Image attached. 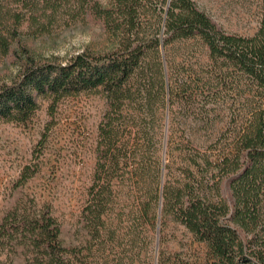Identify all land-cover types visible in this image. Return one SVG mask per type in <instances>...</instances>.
I'll return each mask as SVG.
<instances>
[{
    "label": "trees",
    "instance_id": "trees-1",
    "mask_svg": "<svg viewBox=\"0 0 264 264\" xmlns=\"http://www.w3.org/2000/svg\"><path fill=\"white\" fill-rule=\"evenodd\" d=\"M61 13L97 24L103 40L66 61L37 55L19 30L33 21L42 32L40 20ZM177 42L198 45L196 64L184 55L169 68L165 50ZM0 56L15 66L0 82V121L31 124L41 100L52 122L67 99L94 94L104 105L81 150L93 163L74 239L53 200L22 197L0 218V264H138L142 247L141 264H168L153 234L167 219L206 249L181 264H264V0L252 34L226 30L194 0H0ZM183 110L224 124L214 147L183 136L179 119L167 138L166 121ZM173 145L177 176L163 156Z\"/></svg>",
    "mask_w": 264,
    "mask_h": 264
},
{
    "label": "rangeland",
    "instance_id": "rangeland-1",
    "mask_svg": "<svg viewBox=\"0 0 264 264\" xmlns=\"http://www.w3.org/2000/svg\"><path fill=\"white\" fill-rule=\"evenodd\" d=\"M194 1L228 31L252 34L258 27L259 0ZM40 21L46 24V29L42 32L38 31V26L33 21H26L19 30L22 40L27 42L37 55L66 61L87 46L103 40L97 24L85 23L80 19L72 20L66 13H61L52 22ZM187 46H192L194 51L187 52ZM197 51L198 45L193 42H177L168 47L165 57L169 68L178 65L184 55H188L189 63L196 64ZM14 71L13 60L0 56V82L8 81L9 75ZM49 105V101L41 100L36 117L27 126L0 121V218L19 199L21 201L22 197L29 201L35 195H40L46 200H53L55 213L65 224L64 239L70 243L74 239L80 215L82 177L91 170L93 163L90 157L83 159L80 156L81 150L88 134L90 138L96 137L104 105L102 98L94 94L67 99L60 103L59 113L53 122L48 112ZM182 114L179 118L178 115L175 119L172 118L173 121L169 120L170 124L166 121L167 138L172 134L174 122L178 137L179 119V129L187 139L206 149L218 143L225 129L222 122L207 124L195 114H188L184 110ZM48 128V138L44 140ZM176 145L178 146V143ZM176 145L167 148V154L163 156H166L168 164H171L173 175L177 176L180 162ZM27 167L32 168L35 175L26 183L23 182L24 194L21 196V189L16 187L21 183L20 179ZM160 227L159 234L158 228L153 233L156 237V257L163 254L170 258L168 264H181V261L197 263L205 258L204 245L196 242L185 227L171 219H167ZM146 256V250L142 247L141 257H138L141 262L138 264L143 263ZM24 261L25 255H20L16 264Z\"/></svg>",
    "mask_w": 264,
    "mask_h": 264
}]
</instances>
